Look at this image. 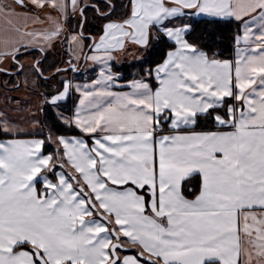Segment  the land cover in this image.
<instances>
[{
    "label": "snow or ice",
    "instance_id": "1",
    "mask_svg": "<svg viewBox=\"0 0 264 264\" xmlns=\"http://www.w3.org/2000/svg\"><path fill=\"white\" fill-rule=\"evenodd\" d=\"M17 7L35 8L52 27L13 25L20 39L5 40L13 57L21 41L47 55L64 26L46 9L66 22L69 7L81 17L91 7L107 22L91 49L103 55L86 59L105 67L90 85L75 86L79 104L65 118L91 146L49 135L57 151L44 155L45 140H0V264H264V0H128L118 19L110 18L115 0H13L0 5L10 25L21 16L43 23ZM202 14L238 22L234 61L210 58L185 38L189 24H172ZM164 37L174 47L148 70L155 91L144 79L130 82L131 92L110 91L112 50ZM62 83L44 103L57 106L70 93L73 85ZM200 117L216 130H193ZM0 132L22 130L0 115ZM64 163L72 172L48 179ZM126 245L139 251L121 256Z\"/></svg>",
    "mask_w": 264,
    "mask_h": 264
},
{
    "label": "crops",
    "instance_id": "2",
    "mask_svg": "<svg viewBox=\"0 0 264 264\" xmlns=\"http://www.w3.org/2000/svg\"><path fill=\"white\" fill-rule=\"evenodd\" d=\"M94 0H87L89 4H93ZM100 3H103L104 0H98ZM27 2V0H26ZM66 2H70V0H66ZM85 0H81V4ZM12 0H0V5H12ZM18 12H27L30 13L32 16L39 14L43 23H33L31 20L25 24L23 17H10L12 24H8L6 22L5 17L0 15V115L6 116L10 123L17 125L22 132L17 136H8L2 138L0 140H8V139H42L45 140V144L42 146V152L44 155L55 154L57 151V144L53 143L52 141L48 140L49 135L53 137V140L57 136H64L66 138L72 137H81L87 141L89 146L92 144V138L89 134L88 139L83 136H75V135H53L49 133H45V130L42 125V116H43V107L45 105L50 106L57 118L63 123H65V118H71L74 116L76 111V107L79 104L80 94L76 91V85H90L94 80L99 78V74L101 69L105 67L104 64L100 62H93L91 60H87L86 56L90 55H103L102 52H94L91 49L94 48V41H99V37L103 31V25L107 21H103L100 25V30L97 34L93 35L92 37L82 36L79 43H70L67 37L71 35L81 36L79 34V30L81 29V33H84L83 28H81V20L82 17L77 13L74 14L71 11V8L68 9V19L65 22L63 18L60 17V14L55 10L46 9V11H51L52 15L64 26V30L61 31L60 35L56 37L51 46L48 47L47 55H43L39 47H34L32 45H28L26 41H21L18 51L13 57L11 55V48L6 47L5 40L7 39L10 42H15L20 39L19 35L13 30L12 26L17 25L20 26L24 30H44L49 29L52 27L51 23L44 17L43 13H38L35 8L29 7L28 9H20L17 7ZM95 12V10L91 7L87 8L85 12L89 15L91 12ZM128 14V13H127ZM126 14V15H127ZM125 15V16H126ZM81 17V18H78ZM85 18V16H84ZM199 18H211V19H234V18H219V17H209L207 14H202L200 16H183L178 17L172 20V24L178 27H182L184 24H189L195 19ZM111 19H118V18H111ZM235 20V19H234ZM79 23V24H78ZM84 24V23H83ZM82 24V25H83ZM171 26V25H169ZM83 27V26H82ZM237 34L242 35V31L240 28ZM236 34V35H237ZM85 37V40L83 39ZM88 38V39H87ZM87 40L90 41V45L86 46ZM240 47H245V44L242 42ZM147 47L137 46L133 43L126 42L124 50H112L111 55L112 59L107 61V66L110 67L111 73L114 76L113 86L111 87L110 91L113 92H120V93H127L131 92L132 88L130 86V82L134 80L144 79L145 82H148L150 87H152L153 91L158 86V83L155 79V73L152 74L153 84L149 80L148 77H136L129 80H122V73L113 70V64L120 65L123 62H138L136 61L140 55H143L146 51ZM235 40H234V49H233V57L230 60H235ZM5 53H8L7 55ZM48 57V58H47ZM142 58V59H143ZM211 58V57H210ZM141 59V60H142ZM39 61L40 63L38 66L40 67L42 73L47 76L51 72L53 73L56 69H59L64 66H68V63L73 64L75 66V71L70 70H62L60 71L57 76L51 80V87L42 88L40 86V75L36 71V67L33 66L35 61ZM69 60V61H68ZM162 62V61H161ZM19 68V73L16 74V67ZM155 68V67H154ZM153 68V69H154ZM93 75L90 76V74ZM42 78V77H41ZM45 79V78H42ZM49 79V78H48ZM12 80V82H11ZM38 80L37 84L35 85V81ZM68 80L72 85V89L70 93L61 101L57 102V106H52L51 104L44 103L45 98H51L52 95H56L58 91L63 89L62 81ZM31 85V86H30ZM60 86L58 90L55 88ZM13 89V90H10ZM48 92H51L50 95H47ZM71 97L73 98V104L71 106L70 113L67 114L62 111V104L66 102V100ZM229 99V103L234 101V98H227ZM163 119V118H161ZM168 123L163 125L164 132L161 134H168ZM75 126V124H72ZM78 129V128H77ZM189 129H185L187 131ZM195 131H203V130H216L212 127L204 128V129H193ZM228 130V129H222ZM84 134V133H83ZM48 145L49 147H45ZM46 148V149H45ZM72 172V169L69 167L67 163H64V167L61 168L59 164L55 168V172H48L45 173L48 179L55 181L57 172ZM43 181L37 185V187H42ZM190 198V197H189ZM192 198V197H191ZM123 242V238H122ZM127 250H120V255H136L139 251L133 245H126ZM128 249H133L134 251H129ZM243 264V261H242Z\"/></svg>",
    "mask_w": 264,
    "mask_h": 264
},
{
    "label": "trees",
    "instance_id": "3",
    "mask_svg": "<svg viewBox=\"0 0 264 264\" xmlns=\"http://www.w3.org/2000/svg\"><path fill=\"white\" fill-rule=\"evenodd\" d=\"M94 4H102L98 0L93 1ZM117 4V12L110 18H120L125 16L127 12L124 10L123 5L128 4V0H115ZM106 11V9H104ZM85 21L83 24V32L87 36H93L100 30V25L102 18L96 13L91 12L87 15L84 12ZM219 21V22H216ZM240 25L234 19H211V18H199L195 19L190 26V31L186 34V39L190 43L196 44L199 48L206 51L209 57H212L214 53H219L216 58L218 59H231L233 57L234 49V37L236 36ZM153 34L157 32L154 28L152 29ZM88 39V38H87ZM89 40L86 43L89 44ZM174 47V44L169 43L167 38H162V41H157L154 38L151 40L150 45L144 52V58L138 62H123L120 65L113 64V70L122 73V80H129L136 77H148L153 84L152 77H149L148 70L153 69L157 63H160L164 55L168 50ZM48 58V57H47ZM93 75L90 74V76ZM60 86L58 85L55 89L58 90ZM48 92L47 95H50ZM230 100L228 99V102ZM73 104V98L69 97L66 102L61 106L62 111L69 114L71 106ZM45 114L42 116V125L45 133L53 135H75L83 136L88 139V135L83 134L74 125L63 124L56 116L54 110L48 106H44ZM44 111V110H43ZM211 122L205 123L204 118L200 117L197 126L194 129H204L210 128ZM5 136L0 132V139L5 138ZM49 147L48 145L45 146ZM45 148V149H46ZM189 187V190H191ZM196 191L199 190V184L194 185ZM191 198V196H189ZM129 251H134L133 249H128Z\"/></svg>",
    "mask_w": 264,
    "mask_h": 264
},
{
    "label": "rangeland",
    "instance_id": "4",
    "mask_svg": "<svg viewBox=\"0 0 264 264\" xmlns=\"http://www.w3.org/2000/svg\"><path fill=\"white\" fill-rule=\"evenodd\" d=\"M11 1V0H10ZM12 2H13V0H12ZM84 17V16H83ZM78 18H81V17H78ZM84 21H85V18H84ZM103 21L104 20H102V22H101V24L103 23ZM84 23V22H83ZM79 24V23H78ZM82 28V27H81ZM79 34L81 35V36H85L86 34L85 33H81V29L79 30ZM84 40H85V37L83 38ZM86 43V42H85ZM88 45H90V42H89V44L88 43H86V46H88ZM143 58V55H140L138 58H137V60L136 61H140L141 59ZM35 62H37V60L35 61ZM34 62V63H35ZM34 63H33V66H34ZM68 65H70V63H68ZM21 66H19L18 68L16 67L14 70H16L17 72H16V74L17 73H19V68H20ZM39 67V66H38ZM75 67V66H74ZM40 68V67H39ZM41 70V69H40ZM70 71H72L73 72V70L72 69H70ZM41 73H42V71H41ZM53 73H55L53 76H51V74H52V72H51V74L49 73L47 76H48V78L49 79H42V78H44V77H40V79H38V80H40V86L42 87V88H48L49 87V89H50V87H51V80L53 81V79L57 76V69H56V71H54ZM43 74V73H42ZM44 75V74H43ZM45 76V75H44ZM38 80H36L35 81V85L37 84V82H39ZM11 82H12V80H11ZM31 86V85H30ZM10 90H13V89H11L10 88ZM43 109H44V107H43ZM43 114H45V109H44V111H43ZM46 115V114H45Z\"/></svg>",
    "mask_w": 264,
    "mask_h": 264
},
{
    "label": "water",
    "instance_id": "5",
    "mask_svg": "<svg viewBox=\"0 0 264 264\" xmlns=\"http://www.w3.org/2000/svg\"><path fill=\"white\" fill-rule=\"evenodd\" d=\"M83 22H84V17H82L81 24H83ZM34 65H37V62H35ZM73 67H74L73 64H70L68 66H64V67H61L59 69H61V70H69V69H71ZM38 73H39L40 76L45 77L43 74H41V72H38ZM54 74L55 73H52L51 76H53ZM46 77H48V76H46ZM121 250H127V247H126V249H121Z\"/></svg>",
    "mask_w": 264,
    "mask_h": 264
}]
</instances>
